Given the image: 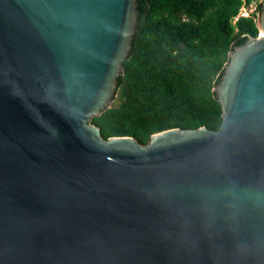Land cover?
Returning <instances> with one entry per match:
<instances>
[{"label":"water","instance_id":"obj_1","mask_svg":"<svg viewBox=\"0 0 264 264\" xmlns=\"http://www.w3.org/2000/svg\"><path fill=\"white\" fill-rule=\"evenodd\" d=\"M137 1L0 0V264H264V37L217 131L104 139Z\"/></svg>","mask_w":264,"mask_h":264},{"label":"trees","instance_id":"obj_2","mask_svg":"<svg viewBox=\"0 0 264 264\" xmlns=\"http://www.w3.org/2000/svg\"><path fill=\"white\" fill-rule=\"evenodd\" d=\"M137 2L139 24L116 106L91 123L104 139L132 137L142 145L172 129L217 131L221 108L213 88L229 53L258 38L256 16L234 22L244 0Z\"/></svg>","mask_w":264,"mask_h":264},{"label":"built area","instance_id":"obj_3","mask_svg":"<svg viewBox=\"0 0 264 264\" xmlns=\"http://www.w3.org/2000/svg\"><path fill=\"white\" fill-rule=\"evenodd\" d=\"M245 4L243 5V7H241L240 9V13L237 16V18L234 20V22H236L238 20V18H251L253 16H256V22L257 19L259 18V13H258V4L257 2H255L254 0H252L250 3H247V0H244ZM262 35L261 32H259V36L260 37ZM262 37V36H261Z\"/></svg>","mask_w":264,"mask_h":264},{"label":"flooded vegetation","instance_id":"obj_4","mask_svg":"<svg viewBox=\"0 0 264 264\" xmlns=\"http://www.w3.org/2000/svg\"><path fill=\"white\" fill-rule=\"evenodd\" d=\"M254 1L257 2L258 7H259V6H261V2H262L263 0H254Z\"/></svg>","mask_w":264,"mask_h":264},{"label":"rangeland","instance_id":"obj_5","mask_svg":"<svg viewBox=\"0 0 264 264\" xmlns=\"http://www.w3.org/2000/svg\"><path fill=\"white\" fill-rule=\"evenodd\" d=\"M259 16H260V14H259ZM113 106H116V102H113Z\"/></svg>","mask_w":264,"mask_h":264},{"label":"bare ground","instance_id":"obj_6","mask_svg":"<svg viewBox=\"0 0 264 264\" xmlns=\"http://www.w3.org/2000/svg\"><path fill=\"white\" fill-rule=\"evenodd\" d=\"M262 37H264V34L262 33V35H261Z\"/></svg>","mask_w":264,"mask_h":264}]
</instances>
